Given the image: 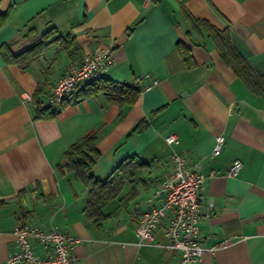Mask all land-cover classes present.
Here are the masks:
<instances>
[{"label":"crops","instance_id":"0c3cea01","mask_svg":"<svg viewBox=\"0 0 264 264\" xmlns=\"http://www.w3.org/2000/svg\"><path fill=\"white\" fill-rule=\"evenodd\" d=\"M0 264L17 251L20 222L79 239L73 264H178L180 251L138 245V214L184 151L206 176L200 187V243L219 245L197 264H264V97L220 57L209 27L227 30L234 49L264 74V0H0ZM53 29L49 37L43 34ZM44 43L31 59L12 56ZM9 44V45H7ZM98 47L112 63L104 78L138 90L134 102L90 92L84 80L63 104L52 85ZM187 54L188 59H184ZM33 101L22 102V93ZM57 110L47 117V110ZM174 133L177 143L167 144ZM224 137L211 156L215 135ZM93 135L92 175L105 181L126 158L147 165L85 215L89 187L64 163L74 142ZM242 163L235 176L229 163ZM213 170L214 175L209 176ZM154 241L167 242L161 232ZM33 251L44 247L31 241Z\"/></svg>","mask_w":264,"mask_h":264},{"label":"built area","instance_id":"2783aa9c","mask_svg":"<svg viewBox=\"0 0 264 264\" xmlns=\"http://www.w3.org/2000/svg\"><path fill=\"white\" fill-rule=\"evenodd\" d=\"M112 63V56L106 47H98L83 56L78 65L70 66L52 85L47 101L59 104L68 97L84 80L103 77V72ZM22 102L32 101V95L24 92ZM167 144L177 143V136H165ZM224 137L215 135L210 152L218 155L222 150ZM185 152H173L172 167L155 195L157 203L150 205L137 216L135 232L138 245H157L168 252L182 253L178 264H197L205 253H213L219 245L203 246L200 243L198 221L201 215L200 187L205 179L197 163H187ZM242 163L239 159L230 161L225 174L237 175ZM211 170L209 176L214 175ZM161 232L167 238L163 244L154 241L155 234ZM17 251L8 255L9 264H73V248L79 239L56 228L42 230L32 223H17L12 230ZM31 241L44 247V255H37Z\"/></svg>","mask_w":264,"mask_h":264},{"label":"trees","instance_id":"16d2710c","mask_svg":"<svg viewBox=\"0 0 264 264\" xmlns=\"http://www.w3.org/2000/svg\"><path fill=\"white\" fill-rule=\"evenodd\" d=\"M7 14L8 11L0 14V23L6 18ZM209 32L215 41L222 60L232 68L251 91L264 97V74L255 70L252 65L234 49L227 30L209 27ZM54 33L55 31L50 29L46 31L43 36L49 37ZM43 43V40H38L29 49H26L18 55L12 56V59L17 62H22L25 59L27 60L35 57L38 53L39 46ZM184 59H188L187 54H184ZM88 85L90 92L101 91L109 99L116 102H134L138 96V90L135 87L126 83L112 81L104 78V76L99 79L90 80ZM68 97L64 98L59 104H63ZM46 112L47 114L45 116L54 117L57 110L49 111L48 109ZM63 158L64 163L62 165L72 170L74 174L89 187L88 199L84 211L87 217L94 220H98L103 216L102 206L118 193L123 182L132 177L138 168L147 165L146 162L136 157H128L112 171L105 181L95 178L90 171L95 160L98 158V152L95 148V137L93 135L82 138L71 144L65 150ZM3 204L4 201L0 200V206Z\"/></svg>","mask_w":264,"mask_h":264}]
</instances>
